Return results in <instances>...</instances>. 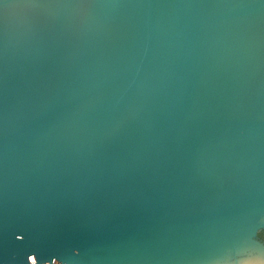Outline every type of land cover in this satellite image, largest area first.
I'll list each match as a JSON object with an SVG mask.
<instances>
[{"label": "water", "instance_id": "obj_1", "mask_svg": "<svg viewBox=\"0 0 264 264\" xmlns=\"http://www.w3.org/2000/svg\"><path fill=\"white\" fill-rule=\"evenodd\" d=\"M264 0H0V264H264Z\"/></svg>", "mask_w": 264, "mask_h": 264}, {"label": "snow or ice", "instance_id": "obj_2", "mask_svg": "<svg viewBox=\"0 0 264 264\" xmlns=\"http://www.w3.org/2000/svg\"><path fill=\"white\" fill-rule=\"evenodd\" d=\"M258 238L261 242H264V227H261L257 233Z\"/></svg>", "mask_w": 264, "mask_h": 264}]
</instances>
